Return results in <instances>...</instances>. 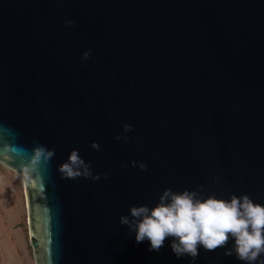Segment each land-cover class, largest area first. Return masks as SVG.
I'll use <instances>...</instances> for the list:
<instances>
[{"label": "water", "instance_id": "1", "mask_svg": "<svg viewBox=\"0 0 264 264\" xmlns=\"http://www.w3.org/2000/svg\"><path fill=\"white\" fill-rule=\"evenodd\" d=\"M73 149L100 179L64 176ZM0 165L34 264H191L119 217L165 188L264 205V0H0Z\"/></svg>", "mask_w": 264, "mask_h": 264}, {"label": "clouds", "instance_id": "2", "mask_svg": "<svg viewBox=\"0 0 264 264\" xmlns=\"http://www.w3.org/2000/svg\"><path fill=\"white\" fill-rule=\"evenodd\" d=\"M89 55L90 50H86L82 58ZM122 127L123 133L132 129L127 123ZM115 139L127 142L128 137L118 134ZM91 147L99 149L100 145L93 141ZM53 154L39 145L34 150V159L48 160ZM130 164L146 169L143 161L133 160ZM60 171L67 178L100 179V174L93 173L90 162L79 155L78 149L70 152ZM104 176L107 178V173ZM119 222L128 227L137 243L147 240L150 251H159L165 239L171 238L172 252L178 258L190 257L191 264H195L200 248L207 251L224 248V255H234L244 264H264V205L247 194H233L225 199L197 190L165 188L154 205H130L128 214L121 215ZM229 241L231 246L227 247Z\"/></svg>", "mask_w": 264, "mask_h": 264}, {"label": "rangeland", "instance_id": "3", "mask_svg": "<svg viewBox=\"0 0 264 264\" xmlns=\"http://www.w3.org/2000/svg\"><path fill=\"white\" fill-rule=\"evenodd\" d=\"M0 264H34L21 179L0 165Z\"/></svg>", "mask_w": 264, "mask_h": 264}]
</instances>
